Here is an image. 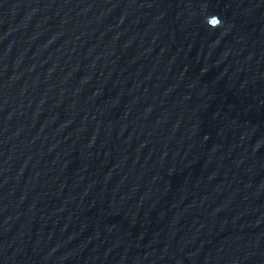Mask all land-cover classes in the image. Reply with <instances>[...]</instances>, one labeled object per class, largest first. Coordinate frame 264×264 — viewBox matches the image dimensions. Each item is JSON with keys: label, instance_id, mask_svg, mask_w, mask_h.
Wrapping results in <instances>:
<instances>
[{"label": "water", "instance_id": "1", "mask_svg": "<svg viewBox=\"0 0 264 264\" xmlns=\"http://www.w3.org/2000/svg\"><path fill=\"white\" fill-rule=\"evenodd\" d=\"M0 264H264V0H0Z\"/></svg>", "mask_w": 264, "mask_h": 264}]
</instances>
